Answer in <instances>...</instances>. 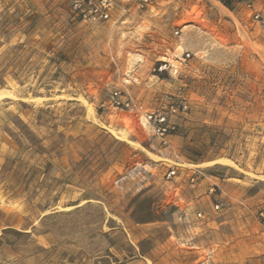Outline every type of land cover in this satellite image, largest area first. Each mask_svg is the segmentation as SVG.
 Instances as JSON below:
<instances>
[{
    "label": "rangeland",
    "instance_id": "1",
    "mask_svg": "<svg viewBox=\"0 0 264 264\" xmlns=\"http://www.w3.org/2000/svg\"><path fill=\"white\" fill-rule=\"evenodd\" d=\"M113 1L0 0V264H264V0Z\"/></svg>",
    "mask_w": 264,
    "mask_h": 264
},
{
    "label": "built area",
    "instance_id": "2",
    "mask_svg": "<svg viewBox=\"0 0 264 264\" xmlns=\"http://www.w3.org/2000/svg\"><path fill=\"white\" fill-rule=\"evenodd\" d=\"M221 2L230 0H219ZM114 6L113 0H74L73 10L84 21H106L109 19L110 11ZM258 17V16H256ZM110 104L113 107L131 109L132 103L128 99H122L119 93L114 92L110 97ZM187 106L185 104L169 106L170 114H176L179 111H185ZM144 120L150 123L154 132L161 138L172 134L175 131V125L172 123L165 114L162 112H149L144 113ZM174 174L171 170L168 177ZM215 208L218 209L219 205L216 204ZM200 216V214H198ZM259 216L264 223V212L261 211Z\"/></svg>",
    "mask_w": 264,
    "mask_h": 264
},
{
    "label": "bare ground",
    "instance_id": "3",
    "mask_svg": "<svg viewBox=\"0 0 264 264\" xmlns=\"http://www.w3.org/2000/svg\"><path fill=\"white\" fill-rule=\"evenodd\" d=\"M6 95H9L8 94V91H6L5 89H1L0 90V99L1 98H3L4 96H6ZM90 108V107H89ZM93 110V109H92ZM144 124H145V126H146V123L144 122ZM149 156L150 157H156V156H154V155H152V154H149ZM215 162H220V163H222V164H224V165H233V163L229 160V158L228 159H225V158H222V159H219L218 161H215ZM213 163V162H212ZM189 165V164H188Z\"/></svg>",
    "mask_w": 264,
    "mask_h": 264
}]
</instances>
